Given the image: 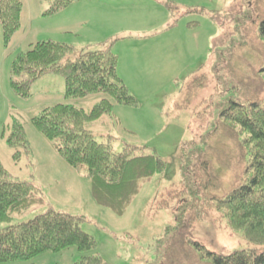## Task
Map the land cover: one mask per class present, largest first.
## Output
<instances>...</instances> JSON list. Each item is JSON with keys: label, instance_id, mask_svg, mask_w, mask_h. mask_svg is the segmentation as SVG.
Segmentation results:
<instances>
[{"label": "rangeland", "instance_id": "374dc122", "mask_svg": "<svg viewBox=\"0 0 264 264\" xmlns=\"http://www.w3.org/2000/svg\"><path fill=\"white\" fill-rule=\"evenodd\" d=\"M21 1L20 27L6 46L0 24V161L12 178L36 186L44 202L14 214L9 222L0 223V228L26 222L48 208L82 215V230L96 241V248L87 254L99 255L103 264H208L192 241L221 255L258 248L241 231L227 229L222 212L213 211L190 225L188 208L198 202V196L190 191L182 202L171 200L173 208L158 207L181 179L183 141L195 139L199 150L209 146L224 152L229 145L223 137L210 141L206 136L216 111L234 95L227 74L230 55L236 52L235 57L240 52L245 58L246 64L233 58L234 66L244 73L256 62V47L264 54V46L254 36L251 0H80L77 2L81 6H94L101 13L90 19L83 17L86 23L77 24L65 20L73 3L43 15L46 0ZM191 8L197 11L189 12ZM42 40L71 43L85 50L104 47L98 44L105 42L118 57L119 72L122 68L127 75L136 105L114 103L110 114L88 123L86 128L98 142L109 143L113 152L122 151L126 144L136 146L137 155L154 151L164 160L165 168L143 182L121 214L96 201L91 182L84 176L86 167L72 169L58 155L57 142L44 138L31 123L32 117L52 104L65 103L88 111L105 95L97 92L83 98H65L63 78L50 73L31 84L28 97L16 95L11 88V80L24 78L12 71L15 56ZM245 44L255 45L251 46L253 51H246ZM128 65L133 71H128ZM195 75L205 76L206 86L184 102L186 85ZM207 98L213 102L206 108L210 112L199 115L209 104L204 101ZM14 121L23 125L27 152L6 142ZM15 150L21 152L17 160L13 158ZM212 160L227 186L228 172L215 155ZM174 235L172 255L168 248ZM81 255L70 246L59 252L40 253L29 262L73 264Z\"/></svg>", "mask_w": 264, "mask_h": 264}, {"label": "trees", "instance_id": "16d2710c", "mask_svg": "<svg viewBox=\"0 0 264 264\" xmlns=\"http://www.w3.org/2000/svg\"><path fill=\"white\" fill-rule=\"evenodd\" d=\"M46 1L43 15L53 14L75 0ZM22 5L21 0H0L5 46L20 27ZM249 5L254 36L264 46V0H251ZM98 45L104 47L85 50L64 42L38 41L15 56L12 71L24 78L11 80L10 84L16 95L28 97L31 84L50 73L63 78L65 98H83L97 92L105 95L88 111L65 103L52 104L32 117L31 123L44 138L57 142V153L67 165L75 170L86 167L84 176L91 182L96 201L121 214L143 182L164 170L165 162L154 151L137 155V147L129 144L122 151L113 152L109 143L98 142L86 128L88 123L110 114L114 103L129 107L137 103L117 74L118 57L111 45L105 46V42ZM251 46L255 45L245 44L243 48L252 52ZM258 51L256 47V62L248 65L246 73L234 66L233 58L235 61L236 57L238 62L246 64L240 52L235 57L236 52L230 55L227 62L234 95L216 111L213 127L206 136L210 141L223 137L229 144L227 149L222 152L218 147L208 146L199 150L195 139L183 141L180 144L181 179L158 205L159 208H173L171 200L182 202L190 191L198 196V202L188 208L190 225L213 211L222 212L227 229L241 231L249 243L259 246L221 255L192 241L200 258L208 264H264V54ZM205 86V76L195 75L186 85L184 102L197 96ZM204 101L209 104L199 115L205 111L209 113L206 108L213 104L209 98ZM6 142L11 147L28 151L20 122H13ZM20 155L21 152L15 150L13 158L17 160ZM214 155L228 172L227 186L214 169ZM43 202L44 197L36 186L12 178L0 161V223L9 222L14 214ZM84 220L82 215L48 208L26 222L0 228V262L32 264L29 260L40 253L59 252L75 246L82 255L73 264H103L99 255L87 254L96 248V241L82 230ZM176 238V235L171 238L168 248L172 255L171 247Z\"/></svg>", "mask_w": 264, "mask_h": 264}, {"label": "crops", "instance_id": "0c3cea01", "mask_svg": "<svg viewBox=\"0 0 264 264\" xmlns=\"http://www.w3.org/2000/svg\"><path fill=\"white\" fill-rule=\"evenodd\" d=\"M77 1L79 2L80 0H75V2L74 1L72 2L75 6L70 10L69 16L65 17V20L67 21L68 24L86 23V22H84L83 17L90 19V17L92 15H96V16L100 15L101 11L98 8H96L94 6H81L80 4H78ZM78 5H80V6H78ZM84 40L85 39H81V41H84ZM69 44H71V43H69ZM128 66H129L128 71L129 72L133 71L131 66L130 65H128ZM116 71H117L118 76L122 79L124 84L129 89V86H131V85L129 83V80L126 79L127 75H125L124 69L121 68V71L119 72V63H117Z\"/></svg>", "mask_w": 264, "mask_h": 264}]
</instances>
